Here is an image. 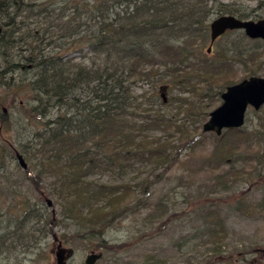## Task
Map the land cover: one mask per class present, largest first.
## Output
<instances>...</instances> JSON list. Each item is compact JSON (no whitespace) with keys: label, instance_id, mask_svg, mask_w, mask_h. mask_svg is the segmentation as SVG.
Returning <instances> with one entry per match:
<instances>
[{"label":"rangeland","instance_id":"obj_1","mask_svg":"<svg viewBox=\"0 0 264 264\" xmlns=\"http://www.w3.org/2000/svg\"><path fill=\"white\" fill-rule=\"evenodd\" d=\"M208 1L229 6L234 11L210 17L208 26L220 16L239 18L236 11L241 8L248 12L247 19L257 21L264 18V0ZM23 30L25 28L8 36L7 29L5 38L14 42L11 44H17L23 38ZM26 30L30 42V27ZM56 30L54 27L48 35L58 34ZM194 37L192 40L183 36L173 51L163 49L158 56L155 55L159 62L152 71L144 65L145 71L151 72V80L135 82L131 89L135 95L146 94V99L153 105L151 109L160 110L170 118L174 114L177 122L185 124L183 135L172 131L173 137H168L177 147L172 148L177 161L153 167L149 161L141 162L135 155H129L125 157L128 164L123 170H92L88 178L101 184L128 182L140 187L146 182L150 195L137 213L120 223L107 225L102 236L90 238L82 236L85 229L80 225L83 220L75 221L65 215L60 204L64 195L58 184L61 175L58 178L54 174L40 176L38 166H34L37 160L29 155V149L34 145L30 146L34 132L38 131V126L40 131L45 121L43 117H37L36 122L24 118L25 111L31 107L28 100L34 96L27 85L34 70L27 67L24 71H12L13 62H9L7 56L5 59V54L15 49L0 47V264H57L52 252L53 237L73 250L67 264H85V257L91 251L102 253L95 264H185L187 261L196 264L208 258L218 260L219 264H264V126L261 127L264 109H247L241 128L248 136L245 133L226 135L222 152L231 153L232 157L221 163L213 161L210 156L216 148L214 138L217 135L202 131L209 112L222 103V92H218H224L226 87L218 85L228 80L236 84L250 76L264 77V40L249 38L237 29L226 30L211 43L210 26L205 40L200 32ZM62 43L64 41L59 40L58 44ZM76 56L78 54H74ZM80 59L76 57L75 61ZM167 66L176 69L170 73ZM250 68L253 71L249 73ZM205 77L210 81L204 80ZM175 97H187L199 105L189 114L184 110L176 114ZM2 115L8 116L5 119L1 118ZM187 131L198 139L184 136ZM198 132H201L200 136ZM148 134L163 136L161 131L153 129ZM87 146L90 154L86 157L101 158L93 150L92 142ZM16 152L26 167L20 166ZM234 171L242 178L232 176ZM222 174L228 177V185H224L225 182L215 185L217 176ZM205 198L207 201L215 199L219 220L225 228L226 235L218 241L216 249L211 248V243L204 242L206 236L201 235L203 217L179 216L183 210H195L191 203L200 204ZM156 206L159 212L155 211ZM86 210L84 205L82 213ZM97 211L100 214V209ZM169 214L173 219L166 227H161ZM148 215L152 218L146 221ZM101 241L112 244L116 250L124 244L125 249L111 253L100 247Z\"/></svg>","mask_w":264,"mask_h":264},{"label":"trees","instance_id":"obj_2","mask_svg":"<svg viewBox=\"0 0 264 264\" xmlns=\"http://www.w3.org/2000/svg\"><path fill=\"white\" fill-rule=\"evenodd\" d=\"M228 7L210 4L208 0H0L1 25L7 27L2 26L0 47L15 49L7 52L5 59L7 56L13 62L12 71H24L27 67L34 70L32 79L27 81L34 96L28 100L31 107L24 118L29 122H36L37 117L45 120L41 130L38 126L34 132L29 155L37 160L34 166H38L40 176L61 175L58 184L64 195L60 204L66 216L83 220L80 225L85 229L83 237L102 236L107 225L120 223L137 213L150 195L146 182L140 187L128 182L101 184L88 178L92 170H123L128 164L125 157L129 155H135L141 162L149 161L153 167L171 165L178 159L172 151L177 147L168 137H173L172 131L183 135L185 124L177 122L172 112L170 118L151 109L153 105L146 94L135 95L131 91L135 82L151 80V72L145 71L144 65L152 71L159 62L155 55L163 49L173 51L183 36L193 40L200 32L205 40L208 19L223 12L234 13ZM236 12L242 19L249 16L243 8ZM29 27L30 42L26 30ZM54 27L58 34L48 35ZM24 28L23 38L17 44L5 38L7 29L10 36ZM59 40L64 44L60 46ZM74 54L81 59L75 61ZM175 69L167 66L170 73ZM229 84L230 80L218 86ZM173 100L177 103L176 114L181 110L189 114L199 105L187 97ZM262 107L264 104L258 110H263ZM261 124L263 127L264 122ZM151 129L161 131L163 136H149ZM242 133L248 136L242 128L224 130L216 136V148L210 154L213 161L221 163L232 157L231 153H223L221 146L226 135ZM184 136L198 139L189 131ZM90 142L101 158L86 157L90 154L87 146ZM24 151L28 153L27 149ZM233 175L237 177L239 172L234 171ZM222 182L228 185V177L223 174L217 176L215 185ZM84 205L87 210L82 213ZM191 205H195V210H183L179 216L203 217L201 235L206 236L204 242L216 249L226 234L215 199L205 198L200 204ZM157 208L155 211L159 212ZM160 214L163 216L164 212ZM151 218L148 215L146 221ZM172 219L169 214L161 227ZM103 243L100 247L111 253L125 249L124 244L116 250L112 244ZM196 264H219V261L208 258Z\"/></svg>","mask_w":264,"mask_h":264},{"label":"water","instance_id":"obj_3","mask_svg":"<svg viewBox=\"0 0 264 264\" xmlns=\"http://www.w3.org/2000/svg\"><path fill=\"white\" fill-rule=\"evenodd\" d=\"M210 41L211 43L217 36L226 32V30H242L245 36L252 39L264 40V18L257 21L242 20L232 15L220 16L215 18L210 24ZM2 35V25L0 23V42ZM210 51V48H208ZM162 89V88H161ZM163 102L164 94L161 93ZM222 103L219 107L209 112V117L203 123V132H213L220 136L222 131L231 128H241L244 124L245 115L249 107L258 110L264 104V77L250 76L239 83L231 84L221 93ZM6 112V108H3ZM17 159L22 168L26 167L23 158L16 152ZM57 264H67L68 258L73 255L71 248L61 247L58 244L52 251ZM101 252L91 251L86 255L85 264H95Z\"/></svg>","mask_w":264,"mask_h":264},{"label":"flooded vegetation","instance_id":"obj_4","mask_svg":"<svg viewBox=\"0 0 264 264\" xmlns=\"http://www.w3.org/2000/svg\"><path fill=\"white\" fill-rule=\"evenodd\" d=\"M53 238H55V240H54V243H53V250L55 249V247L58 245V244H60V246L63 248V247H65L64 246V244L60 241V239H58V238H56V237H53ZM52 250V251H53ZM50 252H51V249H50Z\"/></svg>","mask_w":264,"mask_h":264}]
</instances>
